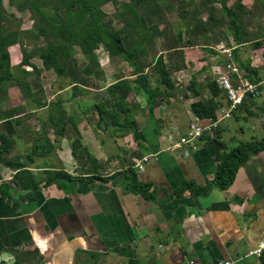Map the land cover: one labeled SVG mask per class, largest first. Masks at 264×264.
Returning <instances> with one entry per match:
<instances>
[{"label": "crops", "instance_id": "0c3cea01", "mask_svg": "<svg viewBox=\"0 0 264 264\" xmlns=\"http://www.w3.org/2000/svg\"><path fill=\"white\" fill-rule=\"evenodd\" d=\"M177 3V24L171 27L164 19L157 25V35L146 33L142 46L131 47L133 61L110 57L98 46L94 51L97 74L81 71L87 65L84 59L80 73L75 71V78L81 81L77 86L70 76L57 77L44 70L28 51H37L33 45L32 49L24 48L39 64L29 59L30 66L24 68L19 66L21 57L19 60L15 55L19 47L7 48L12 75L16 72L15 77L28 86L32 96L23 99L12 82L3 85L0 136L12 144L0 159V264H264V249L259 258L246 256L264 243V151L243 163L225 190L213 188L197 198L187 190L177 192L187 183L203 185L213 176L221 155L233 149L221 141L222 136L225 141L231 129L243 133L241 126L236 128L232 123L245 122L252 128L261 125L257 123L260 117L264 119L261 84L251 99L231 112V118L204 131L196 141L180 143L189 123L197 119L189 105L209 97L206 84L210 74L201 63L204 59L211 63L210 58L220 60L222 55L216 48L234 47L233 62L248 66L256 71L259 82L262 79L261 69L253 63L264 57V0ZM154 6L152 17L157 6H147ZM225 10L235 13L238 38L243 43L237 45ZM129 36L138 39L137 32ZM74 52L76 70V58L81 54L76 49ZM159 56L169 73V91L157 80L154 63ZM14 65L17 70H13ZM134 65L143 68L148 86L157 87L164 95L154 99L150 111L134 82ZM50 73L64 86L50 92L51 99H47L46 90L54 87ZM190 80L198 89L196 96L186 90ZM120 81L128 88L121 105L125 113L113 110L108 90ZM63 92L64 99H52ZM96 93L103 95L96 97ZM215 101L220 108L227 106L222 97ZM112 118L125 129L112 127ZM53 124H57L56 129L62 126V136L57 134L62 129L55 133ZM76 135L81 148L73 157L70 142ZM42 136L50 143V150L30 156L31 162L26 163L24 156L39 145ZM233 141L235 147L246 143ZM16 153L24 154L18 162L27 166L34 181H43L38 172L47 170H62L77 181L40 186L30 201H21L28 191L13 178L10 166L4 165L13 163ZM144 157L147 162L139 171L134 166ZM117 174L106 182L91 180ZM131 175L136 183L148 186L145 197L132 191Z\"/></svg>", "mask_w": 264, "mask_h": 264}, {"label": "trees", "instance_id": "16d2710c", "mask_svg": "<svg viewBox=\"0 0 264 264\" xmlns=\"http://www.w3.org/2000/svg\"><path fill=\"white\" fill-rule=\"evenodd\" d=\"M108 3L115 5L117 0H24L23 5L19 6L17 9L19 11L28 10L29 15L37 17V24L34 23L33 30L21 31L7 27L9 19H4L0 0V100L5 97L3 85L6 82H12L23 99H28L32 96L29 93L28 86L21 83L12 75L7 53L8 47L17 45L21 52L20 66H30L28 63L30 56L24 48V42L26 40L37 42L41 39L44 43L38 48L37 57L41 62L42 68L46 71H52L57 77L70 76L75 86L81 84V81L75 78V75H78L75 72L76 70H74L75 61L72 58L75 48L78 49L81 56L84 57L87 62V65L81 70L86 75L97 74V62L94 51L98 46H102L110 57L121 56L127 62L133 61L134 54L131 51V47L142 46L146 33H150L152 36L158 34L156 30L157 25L152 21V14H154L152 10L155 6L151 9L143 7L138 11L136 7L137 0H128L122 3L118 2L122 8L120 17L123 19L122 24L124 27L115 29L112 27L111 22L106 19L107 16L102 11V7ZM48 11L51 13L48 14ZM225 12L229 19L228 24L232 30L233 37L236 39L237 45L243 43L242 40L238 38L237 28H239V26L235 20V13L227 10H225ZM128 17H130V20H128ZM145 20H148V23H150L148 28H145ZM132 31L135 33L137 32V40L130 38L129 34ZM234 50L235 49L232 50L233 54L236 52V50ZM134 66V72L136 74L134 82L137 89L145 95L148 111H150L154 105V99H160L164 95L160 93L157 87L151 89L148 86L146 77L142 75L143 68L141 66ZM237 67L244 71L245 78L249 83L257 84L259 82L256 71L246 65H237ZM154 69L157 73L158 83L164 86V91L171 90L172 85L169 73L163 68L160 56L155 60ZM23 71L22 69V73ZM206 88L209 92V97L207 99H200L189 105L190 112L199 120L215 119L216 113L219 110V104L216 103L215 99L222 97L220 90L217 89L216 84L212 80H208ZM114 89L117 91L116 96H114ZM108 90L112 93L114 102L113 110H121L125 113V109L121 108V105L124 103V99L128 94L126 83L122 81L117 82L109 87ZM186 90L190 91L194 96L198 94V89L194 80L188 82ZM56 106L57 105L53 106V108ZM49 110L52 111V107H50ZM56 125L57 124L51 126L55 133L59 132V129H62V126L56 129ZM111 126L125 129L122 122L113 118L111 120ZM132 126H134V124H132ZM57 134L62 136L63 129ZM40 139L39 145H37L36 148H32L29 155L24 156L26 163L31 162L30 156L43 154L50 150L51 146L47 138L42 136ZM11 144L12 142L8 138L0 136V159L2 155L9 152ZM219 145L222 146L220 143ZM80 148V139L78 135H76L70 142L71 155L75 157ZM263 151L264 140H253L240 143L235 148L221 155L213 176L208 181H205L203 185L187 183L184 187L177 189V192L181 193L187 190L192 197L197 198L205 197L213 188L225 190L233 182L237 169L249 158ZM18 161L19 160L16 158L13 163H5L4 165L10 166L8 168L15 172L13 178L17 179L18 182L21 181L23 188L28 191L24 197L20 198L21 201H30L32 193L37 192L40 186L52 184L58 187L62 183L77 181L69 177L62 170H47L45 171V181H34L30 172L26 169L27 166ZM117 177L118 174L112 175L106 179L92 177L91 180L96 179L101 182H106ZM130 184L132 191L138 192L144 197L146 196L148 191L147 185L136 183L132 175ZM148 196L150 197L149 194Z\"/></svg>", "mask_w": 264, "mask_h": 264}, {"label": "rangeland", "instance_id": "374dc122", "mask_svg": "<svg viewBox=\"0 0 264 264\" xmlns=\"http://www.w3.org/2000/svg\"><path fill=\"white\" fill-rule=\"evenodd\" d=\"M23 1L24 0H1V5H2L3 13H4V19H6V20L9 19L8 24H7L8 28L13 29V30L18 29L21 31H27L30 29L33 30L34 23L37 24V17H35L34 15H29L28 10L19 11L17 9L19 6L23 5ZM127 1L128 0H117V3L115 5L108 3L102 7V11L107 16L106 19L111 22L112 27H114L115 29H118L119 27H122V28L124 27V25L122 24L123 19L120 17V12L122 11V8H121L120 4H118V2L122 3V2H127ZM151 3L155 4L157 6V11L155 12L157 14L154 17H152L153 23H156V25L161 26L166 20L167 22L170 21L171 27L174 26L175 24H177V20H178V16H177L178 3H177V0H137L136 7L139 11V9H141L142 5H143V7H147ZM47 13L50 14L51 12L48 11ZM60 14H62V13H60ZM128 20H130V17H128ZM124 29H126V28H124ZM225 39H226V36H225ZM24 43L26 46H29L30 49H32V45H33V48L35 50H38V48H35V47L36 46L41 47L44 42H42V40L39 39L37 42L26 40ZM227 45H228V41H227ZM160 47H162V43H161ZM226 48H231V47H226ZM18 49L19 48H17L15 55H16V58L17 59L19 58V60H20L21 52H20V49L19 50ZM75 49L78 52V49L77 48H75ZM28 51L30 54H33L34 56L37 57V51L29 50V49H28ZM75 53L76 52H73V54H75ZM12 54H14V52ZM36 57H35V59H30V58L29 59L33 63L35 62L36 64H39L38 59H37L38 57L37 58ZM75 57H76V55H75ZM76 60H77L76 62L78 64V66L76 67V71H79L81 69V66H83V64L85 63L84 57L82 58L81 56H77ZM205 60L206 59H204V62H207V65L203 66V67H208L210 65V63L208 61H205ZM20 65L21 64H19V66ZM23 67H25V66H22L21 68H23ZM17 68H18V66H15L13 68V70H17ZM28 70L29 69H27V71ZM13 74L16 76V72H13ZM50 75H51V78L54 79L55 89L53 86H51V90L47 89L46 90L47 96H49L50 92H55V90H59L64 86V84H61L59 82L61 80L58 79L56 76H54L53 73H50ZM92 87H93V85H92ZM95 90H97V89H95ZM94 95L96 97H100L103 94L102 93H96ZM45 97H46V95H45ZM50 97L51 96H49L47 99H51ZM65 97H66V94L63 92V93L59 94L58 96L53 97L52 99H55V98L64 99ZM260 120H261V122H257V123H261V125L257 124L258 126L252 127V128H250V127L247 128L245 122L232 123V125L236 128L241 126L243 129V133H238L237 131H234L233 129H231V131L227 134L228 138L224 141L223 136H222L221 141L226 142L228 147L232 148V146H233V148H234L235 143L233 140L242 141V142L253 141V140H250V138H253L255 140H261L260 138H264V119H263V117H260ZM33 131H34V127H33ZM26 152H28V151H25V153ZM23 155H24L23 153L20 155L18 153H16L14 156V159L18 158V157H22ZM2 156H4V155H2ZM5 172L7 174L9 173L8 170H6ZM38 173L41 174L43 181H45V172L44 173L38 172Z\"/></svg>", "mask_w": 264, "mask_h": 264}, {"label": "built area", "instance_id": "2783aa9c", "mask_svg": "<svg viewBox=\"0 0 264 264\" xmlns=\"http://www.w3.org/2000/svg\"><path fill=\"white\" fill-rule=\"evenodd\" d=\"M233 48H226L223 45L216 48V52L222 55L220 60H213L210 58V65L207 67L212 80L218 90H220L222 97L226 100L227 106L220 108L216 113L215 119H195L188 125V131L183 139L180 140L181 144H189L198 140L204 131L215 129L217 125L226 119L231 118V112L235 111L241 106L245 99H251L256 93L258 86L264 84V57L258 58L254 61L253 67L260 68L262 71V79L257 84L249 83L245 79L244 71L240 70L233 62L232 50ZM207 62H203L202 66H206ZM147 162V158L140 159L134 166L137 170L141 171ZM264 243H259L255 249L249 251L246 256H254L259 258ZM191 264V263H190ZM210 264H230V262L217 261Z\"/></svg>", "mask_w": 264, "mask_h": 264}]
</instances>
